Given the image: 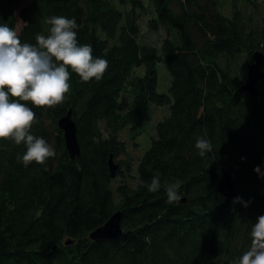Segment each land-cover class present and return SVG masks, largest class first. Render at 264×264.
I'll list each match as a JSON object with an SVG mask.
<instances>
[{"label": "trees", "instance_id": "1", "mask_svg": "<svg viewBox=\"0 0 264 264\" xmlns=\"http://www.w3.org/2000/svg\"><path fill=\"white\" fill-rule=\"evenodd\" d=\"M51 16L75 18L78 43L109 66L89 82L69 69L62 104L24 102L36 114L31 133L54 157L25 166V145L0 140V264H232L264 216V78L256 97L242 89L256 51L264 69V0H0V23L16 31L18 17L22 44L47 36ZM142 17L164 32L158 45L140 41ZM158 63L171 78L166 92L157 88ZM123 92L130 98L121 112ZM154 107L169 113L155 123L133 184L114 190L126 151L120 132L143 134ZM69 109L81 147L75 159L58 125ZM197 137L212 143L205 157ZM230 165L240 172L228 198L216 185ZM157 171L161 186L151 193L145 185ZM176 181L182 199L169 204L166 188ZM116 211L121 235L90 239Z\"/></svg>", "mask_w": 264, "mask_h": 264}, {"label": "clouds", "instance_id": "2", "mask_svg": "<svg viewBox=\"0 0 264 264\" xmlns=\"http://www.w3.org/2000/svg\"><path fill=\"white\" fill-rule=\"evenodd\" d=\"M46 23L51 26L49 34H38L35 45L22 44L15 30L0 23V140L25 145L26 151L18 156L25 166L32 162L43 164L56 152L43 137L31 133L36 114L24 102L37 108L62 104L70 91L69 69L83 82H89L99 81L109 66L106 59L93 57L91 45L78 43L75 18L51 16ZM195 148L201 157L213 150L212 143L204 137H197ZM254 171L260 173V168ZM145 186L149 192H157L160 173L155 172ZM166 196L169 204L182 199L179 181L167 185ZM250 236V247L232 264H264V216L252 225Z\"/></svg>", "mask_w": 264, "mask_h": 264}, {"label": "water", "instance_id": "3", "mask_svg": "<svg viewBox=\"0 0 264 264\" xmlns=\"http://www.w3.org/2000/svg\"><path fill=\"white\" fill-rule=\"evenodd\" d=\"M253 59L254 60L248 66V79L242 86V89L256 97L258 95L256 85L260 79L264 78V69H262V53L260 51H256L253 55ZM58 125L63 131L68 154L71 159H75L80 155L81 147L77 139L76 123L72 118L71 109H69L68 112L58 120ZM108 165L110 176L114 177L119 165L113 160L112 156H110ZM261 170L262 173H264V156H262ZM239 172L240 168L236 165H230L228 168L223 170L221 178L218 181L216 187L225 197L229 198L235 194L236 182L239 177ZM257 189L264 190V184H261ZM120 221L121 212L116 211L105 223L91 231L88 237L92 240L116 238L122 233ZM71 242V240L66 241L67 244Z\"/></svg>", "mask_w": 264, "mask_h": 264}, {"label": "rangeland", "instance_id": "4", "mask_svg": "<svg viewBox=\"0 0 264 264\" xmlns=\"http://www.w3.org/2000/svg\"><path fill=\"white\" fill-rule=\"evenodd\" d=\"M22 1L23 3H26L28 0H22ZM145 20L146 17H142L140 21V25H141L140 41L144 43L158 45L162 37L164 36V32L162 30L153 31L151 29H148ZM20 26H21V21L17 17L16 31L19 30ZM137 71L140 74H142L143 68L140 67L137 69ZM157 73H158V87H157L158 91L166 92L171 79L167 70V66L163 63H158ZM129 98H130V94L128 92H123L120 95L121 112H123L126 109ZM168 113L169 110L167 107H154L152 112V118L148 123L147 130L135 139L129 137L127 133V129H123L120 132V139L125 142L126 151L123 155H121L117 159V162L121 160L123 161L124 164L121 166V174L115 177L113 181L114 190L116 185L120 182L133 184L136 176L138 161L143 155L144 151L148 148L151 141V136L155 135L154 125L164 116L168 115Z\"/></svg>", "mask_w": 264, "mask_h": 264}]
</instances>
